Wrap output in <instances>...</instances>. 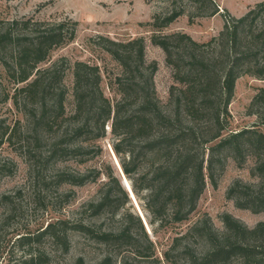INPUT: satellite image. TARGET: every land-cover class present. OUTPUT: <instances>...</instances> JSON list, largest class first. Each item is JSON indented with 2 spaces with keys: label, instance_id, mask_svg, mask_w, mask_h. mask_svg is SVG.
<instances>
[{
  "label": "trees",
  "instance_id": "16d2710c",
  "mask_svg": "<svg viewBox=\"0 0 264 264\" xmlns=\"http://www.w3.org/2000/svg\"><path fill=\"white\" fill-rule=\"evenodd\" d=\"M190 1L199 4L197 11L202 15L221 12L215 0ZM176 2L171 0L173 4ZM181 11L172 8L161 23L155 22L159 19L156 16L153 25H167ZM263 13L264 0L238 18L224 10L223 29L205 42H197L181 32L151 37L175 68L174 76L179 82L170 89V100L174 98L171 113L161 109L156 97L153 75L157 66L155 61L145 60L144 38L115 40L100 36L99 44L122 68L121 76L116 79L120 97L112 103L101 89L98 66L76 60L71 66L72 103L67 109L68 87L64 76L70 68L69 60L61 56L48 65L42 63L53 48L73 38L75 21L0 18V101L11 99L23 116V121H15L12 127L3 126L4 120H0V143L17 137L21 148L30 156L36 155L42 143L47 146L50 159L82 156L91 152L86 145L105 136L106 125L110 123V133L115 138L113 150L119 155L122 171L131 176L135 194L146 190L145 207L152 214L151 223H162L166 212L173 221L189 218L205 185L204 146L218 138L208 147V169L211 171L220 149L231 150L235 157L242 158L240 163L244 153L255 157L253 170L259 182L235 181L228 194L240 208L264 211V132L251 126L222 135L230 116L228 104L236 79L243 74L264 79V21H259ZM180 47H183L179 53L182 63L173 55ZM255 103L262 106L258 123L264 125V87L253 97L252 105ZM211 124L214 131L205 137L207 131L203 126ZM136 147H139L137 151ZM148 156L158 163L152 171L138 173L140 158ZM105 167L106 190L98 201H90L91 215H99L108 208L115 212L128 200L112 167L109 164ZM92 173L95 179L102 171L95 167ZM86 174L60 169L54 174V180L57 184L79 185L86 181ZM123 217L127 221L134 216L125 211ZM135 218L148 252L153 248V241L140 218ZM222 221L224 229L216 231L208 216L196 219L184 235L175 238L173 246L178 240L188 239L182 250L183 264H264V222L249 228L228 213L222 215ZM71 230L82 232L87 240L114 247H121L123 242L133 244L139 236L125 225L112 230L83 221L57 219L36 233L19 234L16 239L30 245L47 238L66 253L70 248ZM194 238L203 239L205 247L200 248ZM136 252L141 254L143 249ZM47 258L36 254L25 262L34 264ZM104 258L103 262L110 260L108 256Z\"/></svg>",
  "mask_w": 264,
  "mask_h": 264
},
{
  "label": "rangeland",
  "instance_id": "374dc122",
  "mask_svg": "<svg viewBox=\"0 0 264 264\" xmlns=\"http://www.w3.org/2000/svg\"><path fill=\"white\" fill-rule=\"evenodd\" d=\"M261 1L263 0H215L221 12L207 16L200 14L197 11L199 4H193L190 0H178L175 4L171 3V0H0V18L75 21L73 38L53 48L47 60L42 63L43 66L48 65L61 56L69 60L70 68L66 70L64 76V83L68 87L67 109L71 108L72 103L71 66L76 60L98 66L101 89L112 103L120 97L116 79L121 76L122 68L99 44L100 36L115 40L144 38L145 60L155 61L157 66L153 75L156 97L161 109L171 113L174 111V98L170 100V89L173 85L178 86L179 82L174 76L175 68L167 62L165 52L152 42L151 37L181 32L188 34L197 42H205L223 29L224 10L238 18ZM172 8L182 9L180 15L167 25L159 27L153 25L156 16H159V19L155 22L161 23L162 18ZM259 21H264V13ZM180 50H183V47L173 55L182 63L179 58ZM262 87L264 79L254 75L243 74L236 79L234 92L228 104L230 116L222 135L251 126L264 132V125L258 123L260 121L258 113L262 111V106L260 103L252 105L253 97ZM0 120H4L3 126L9 127L17 120L23 121L22 114L15 109L11 99L0 101ZM212 127V124L203 126V130L207 131L205 137L212 134L214 131ZM114 141L108 123L105 136L86 145L91 152L82 156L50 159L47 156V146L43 143L37 147L36 155L30 156L21 148L17 137L0 143V264H29L25 260L36 254L48 258L34 264H120L122 261H126L127 264H183L185 258L182 250L188 239L178 240L176 246L173 244L176 243L175 238L184 235L196 219L208 216L216 231L224 229L222 215L225 213L232 215L249 228L264 222V211L252 212L240 208L235 204L234 197L228 194V189L235 181L259 182L253 170L255 157L244 153L240 163L242 158L235 157L231 150L220 149L216 152V160L210 171L207 167L208 147L214 145L218 141L217 138L206 142L204 146L205 185L189 218L173 221L166 212V218L162 223L160 221L151 223L152 214L146 209L144 200L147 192L146 190L138 191L137 194L133 192L132 178L122 171L119 155L113 150ZM138 148L136 147L135 151ZM140 159L137 170L140 174L152 171L153 166L158 163V160L153 162L155 158L151 156ZM107 164L112 167L127 192L128 200L115 212L108 208L99 215H91L88 209L90 201H98L106 190L103 184L108 180L105 170ZM95 167L101 169L102 173L93 179V173H90ZM60 169L79 174L88 173L86 174L88 176L83 184H57L54 174ZM125 179L133 196L124 186ZM3 196L9 198L3 199ZM125 211L134 217L131 220L130 218H127V221L123 220ZM136 216L140 218L149 239L153 241V248L148 252L144 249L147 243L138 231ZM57 219L83 221L95 227L101 226L102 229L112 230H118L125 225L130 227V231H137L139 236L133 244L123 242L121 247H114L87 240L82 232L71 230L68 233L70 248L66 253L47 238L30 245L17 241L16 237L19 234L36 233L48 222ZM194 239L200 248L205 247L203 239ZM140 248L143 252L138 254L136 249ZM165 252L168 255H165ZM106 256L110 257V260L103 262ZM79 258L82 260L78 261Z\"/></svg>",
  "mask_w": 264,
  "mask_h": 264
},
{
  "label": "bare ground",
  "instance_id": "6f19581e",
  "mask_svg": "<svg viewBox=\"0 0 264 264\" xmlns=\"http://www.w3.org/2000/svg\"><path fill=\"white\" fill-rule=\"evenodd\" d=\"M126 185H124L125 187H127L129 190H130V194H131V196H133V192H132V190L130 189V187H129V184H128V182H127V180L125 179V182H124Z\"/></svg>",
  "mask_w": 264,
  "mask_h": 264
},
{
  "label": "water",
  "instance_id": "95a60500",
  "mask_svg": "<svg viewBox=\"0 0 264 264\" xmlns=\"http://www.w3.org/2000/svg\"><path fill=\"white\" fill-rule=\"evenodd\" d=\"M124 183V182H123ZM126 185V184H125ZM131 189V188H130ZM129 190V189H128ZM130 191V190H129Z\"/></svg>",
  "mask_w": 264,
  "mask_h": 264
}]
</instances>
